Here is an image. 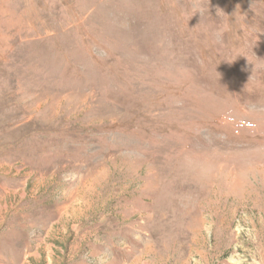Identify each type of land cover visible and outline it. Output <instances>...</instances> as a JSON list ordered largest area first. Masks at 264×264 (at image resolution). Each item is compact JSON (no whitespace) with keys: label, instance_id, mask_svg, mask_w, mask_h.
Masks as SVG:
<instances>
[{"label":"rangeland","instance_id":"rangeland-1","mask_svg":"<svg viewBox=\"0 0 264 264\" xmlns=\"http://www.w3.org/2000/svg\"><path fill=\"white\" fill-rule=\"evenodd\" d=\"M0 264H264V0H0Z\"/></svg>","mask_w":264,"mask_h":264}]
</instances>
